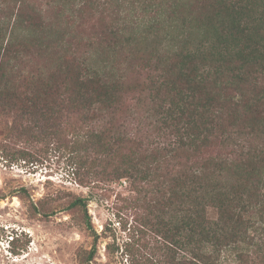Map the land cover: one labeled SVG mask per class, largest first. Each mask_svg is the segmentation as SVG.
<instances>
[{
  "label": "trees",
  "instance_id": "16d2710c",
  "mask_svg": "<svg viewBox=\"0 0 264 264\" xmlns=\"http://www.w3.org/2000/svg\"><path fill=\"white\" fill-rule=\"evenodd\" d=\"M174 1L179 34L147 90L161 132L173 139L161 150L163 157L180 159L182 152L187 163L169 170L154 158V166L141 168L138 150H124L130 139L109 128L77 147L108 158L114 179H126L138 195L149 187L151 220L140 225L171 251H191L189 261L177 264H215L226 248L244 244L261 250L249 233H264L254 221L259 217L264 225V0ZM13 3L16 9L0 19V115L13 117L11 131L39 142L43 136L57 138L59 123L71 115L112 120L122 105V80L107 66L59 53L62 35L46 29L21 0ZM30 45L51 59L49 68L37 65L26 74L33 69ZM212 140L232 153L194 162Z\"/></svg>",
  "mask_w": 264,
  "mask_h": 264
},
{
  "label": "rangeland",
  "instance_id": "374dc122",
  "mask_svg": "<svg viewBox=\"0 0 264 264\" xmlns=\"http://www.w3.org/2000/svg\"><path fill=\"white\" fill-rule=\"evenodd\" d=\"M21 1L46 29L62 35L59 53L74 62L107 66L122 80L124 91L112 120L103 116L90 122L71 115L59 123L57 138L43 136L39 142L12 132L13 117L0 115V264L189 261V249L173 252L158 235L140 225L150 219L146 208L154 197L149 187L138 195L126 179H114L108 158L90 147H77L90 134L109 128L130 139L124 150H138L144 160L141 168L154 166V158L169 170L187 163L186 153L175 160L171 155L163 157L161 150L169 149L173 139L161 132L147 90L159 64L174 50L170 45L179 34V5L174 0ZM11 9H16L13 0H0L1 21ZM111 38L118 41L115 51ZM28 53L33 69H26V74L33 73L37 65L49 68L51 59L34 46H29ZM230 149L212 140L202 157L193 160L225 158L232 153ZM114 164H118L116 158ZM258 218L254 216V221L264 232ZM249 234L262 251L244 244L226 248L215 264H264V233ZM204 253L214 256L209 249Z\"/></svg>",
  "mask_w": 264,
  "mask_h": 264
},
{
  "label": "clouds",
  "instance_id": "9594fccd",
  "mask_svg": "<svg viewBox=\"0 0 264 264\" xmlns=\"http://www.w3.org/2000/svg\"><path fill=\"white\" fill-rule=\"evenodd\" d=\"M12 241V240H11Z\"/></svg>",
  "mask_w": 264,
  "mask_h": 264
}]
</instances>
